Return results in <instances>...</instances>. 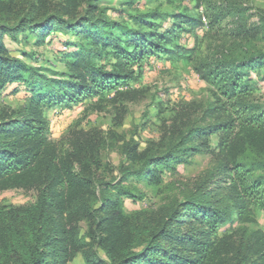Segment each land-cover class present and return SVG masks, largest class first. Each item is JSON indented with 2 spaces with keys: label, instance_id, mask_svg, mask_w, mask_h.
<instances>
[{
  "label": "rangeland",
  "instance_id": "374dc122",
  "mask_svg": "<svg viewBox=\"0 0 264 264\" xmlns=\"http://www.w3.org/2000/svg\"><path fill=\"white\" fill-rule=\"evenodd\" d=\"M38 1L21 0L9 25L14 26L17 19L27 13L29 17H37L26 22L16 40L11 39L7 32L0 39V123H5L6 127L15 123L14 127H19L25 117H32L34 127L41 129L39 137L50 143L56 142L57 150L69 149L70 141L82 140L86 134L91 135L92 142L102 140L101 163L109 167H103L99 174L107 182L119 180L120 166L136 169L140 157L149 153L163 157L168 152L182 150L183 140L190 133L235 119L231 110H221L226 100L202 78L205 71L207 73L205 66L264 56V31L261 29L264 25V0ZM181 15L201 21V26L183 27L181 33L174 30L177 38L164 46V49L174 50L172 58L160 54L133 61L118 72L119 75L131 74L132 80L122 81L110 91L87 95L79 103L31 104V92L27 90L28 69L56 81L66 80L67 75L81 76L82 70L72 68L74 58L71 56L81 48L89 50L93 47L91 36H82L80 29L77 33H64L58 26L59 21L81 26L83 19L96 21L102 18L116 24L118 27L114 33L122 37L123 27L141 30L135 19L145 18V23L152 24L154 28L143 27L142 32L149 33L158 32L164 26L166 30L170 29ZM29 26L44 28L31 34ZM174 47L193 51L181 58V51ZM93 48L101 52V59L93 60V64L104 71H113L111 64L116 60L110 50H100L99 46ZM10 71L12 74L20 72L23 81L15 78L16 75H10ZM263 71L264 66L250 69L248 75L253 91L244 101L264 110V83H260ZM81 85L88 86V82L84 80ZM27 107L34 111L33 116L31 111L26 112ZM228 134L213 133L209 137L207 144L211 153L194 156L187 153L169 164L157 166L159 181L155 184L143 179L125 182L130 195L118 194L121 215H117L114 209L108 210L112 220L102 226L100 237L115 245L114 251L124 243L129 245L130 252L138 253L159 229H175L172 215H181L188 203L198 198L206 203L202 193L214 191V182L223 178L222 172H216L223 161L218 144ZM240 140L241 134L235 136L236 142ZM253 147L259 151L264 148V132L256 133ZM127 152L133 160H128ZM252 159H256L255 156ZM259 174L260 171L253 177ZM227 182L228 186L220 183L221 189L214 195L226 197V205L233 207L235 190L232 189L231 178ZM36 197L37 193L29 189L2 190L0 208H25L33 204ZM255 198L264 203V193ZM234 213L235 210H229L230 216ZM252 215V223H235L233 229L235 234L243 228H247L250 234L257 232L256 239L263 245L264 209L256 206ZM189 216L182 228L184 234H188L191 228L200 230L205 227L201 220ZM110 225L115 229L113 234L110 230L105 232ZM91 226L85 221L78 224L79 236L89 244L94 230ZM227 227H222L219 234H224ZM164 238L160 236L155 242L161 241L169 247L170 242ZM91 249L101 260L110 261L104 250L91 246L86 250ZM84 257L78 253L67 264H89Z\"/></svg>",
  "mask_w": 264,
  "mask_h": 264
},
{
  "label": "trees",
  "instance_id": "16d2710c",
  "mask_svg": "<svg viewBox=\"0 0 264 264\" xmlns=\"http://www.w3.org/2000/svg\"><path fill=\"white\" fill-rule=\"evenodd\" d=\"M20 1L0 0V39L7 32L11 39L16 40L26 22L37 17H29L27 13L17 19L14 26L9 25L14 20V9ZM135 22L139 23L141 30L123 27L120 37L114 33L118 26L102 18L96 21L83 19L81 26L59 21L58 26L64 33H77L80 29L82 36L92 37L93 47L109 49L116 60L111 64L114 70L104 71L93 64V60L101 59V52L93 47L89 50L81 48L71 56L74 58L72 68L82 70L81 76L67 75L66 80L56 81L28 69L27 90L31 92V104L79 103L87 95L110 91L122 81L132 80L131 74L119 75L118 72L133 61L160 54L172 58L174 50L164 49V46L177 38L174 30L181 33L183 27L201 26V21L181 15L176 25L168 30L164 26L158 32L144 33L143 27L154 26L145 23V18L135 19ZM43 28L29 26L28 30L36 34ZM261 29L264 31V25ZM174 48L181 51V58L193 51ZM262 66L264 56L205 66L207 73L205 71L202 78L226 100L221 110H231L236 118L190 133L183 140L182 150L168 152L163 157L151 153L144 155L138 159L136 169L120 166L118 181L107 182L99 174L103 167H109L101 163L103 141L100 139L92 142L91 135L86 134L82 140L70 141L69 149L57 150L56 142L50 143L39 137L41 129L34 127L32 117H25L19 127H14L15 123L7 127L5 123H0V191L21 188L37 193L35 202L25 208H0V264H67L78 253L85 256L89 264H264V244L258 243V233L250 234L247 228H243L235 234L233 229L235 223H252L256 206L264 209V203L259 202L261 199L255 198L264 193V148L259 151L253 147L256 133L264 132V110L244 101L253 91L248 75L250 69ZM9 73L23 81L20 72ZM84 80L88 86L81 85ZM260 83H264V71L260 75ZM25 110L30 112L31 108ZM234 129L237 131L233 132ZM213 133L229 134L218 144L223 161L216 172H222L223 178L214 182V191L202 193L206 203L198 198L188 203L181 215L174 213L171 221L175 219V229H159L151 235V240L141 252H130L129 245L124 243L114 251L115 245L100 237L101 228L112 220L108 210L114 209L117 215H121L118 194L130 195L124 183L143 179L155 184L159 181L157 166L169 164L187 153L190 156L211 153L207 140ZM239 134L241 140L236 142L235 136ZM253 156L256 159H252ZM127 158L133 160L130 152H127ZM258 171L260 174L253 177ZM229 178L235 190L233 207L226 205V197L214 195L221 189L220 183L227 185ZM229 210H235L234 215L230 216ZM189 215L201 220L205 227L200 230L191 228L188 234H184L182 228ZM82 221L90 222L93 225L91 229L94 227L89 238L91 244L83 242L79 236L78 224ZM225 226H228L227 229L220 235V229ZM111 227L105 232L110 230L113 234L115 229ZM160 236L170 242L169 247L161 241L155 242ZM90 246L104 250L110 261L101 260L92 249L86 250Z\"/></svg>",
  "mask_w": 264,
  "mask_h": 264
}]
</instances>
